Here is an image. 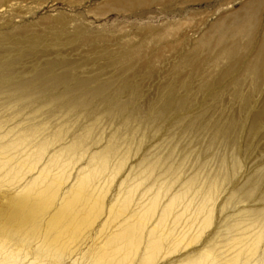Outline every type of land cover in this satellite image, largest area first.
I'll use <instances>...</instances> for the list:
<instances>
[{"label": "bare ground", "instance_id": "obj_1", "mask_svg": "<svg viewBox=\"0 0 264 264\" xmlns=\"http://www.w3.org/2000/svg\"><path fill=\"white\" fill-rule=\"evenodd\" d=\"M243 9L245 16L237 20L235 32L247 36L250 45L264 14V0H251ZM216 32L224 35L223 30ZM165 94L153 119L166 122L167 108V128L157 129L159 136L179 121L184 131L195 130L202 113L189 110L186 115L188 110L175 101L174 88ZM7 100L0 108V183L12 187L15 195L0 226V264H264V194L254 197L262 177L243 171L232 182L223 172L226 160L221 157L215 166L208 163L212 160L196 162L188 172V154L175 153L168 142L164 157L150 158L138 148L142 154L133 158L131 152L138 151L135 146L145 140L146 129L130 125L135 114L122 106L117 110L119 125L98 143L94 119L87 124L69 118L86 106L83 103L53 98L28 113L16 107L17 101ZM59 105L64 109L56 111ZM107 109L114 117V109ZM46 111L53 127L42 118ZM212 130L215 143L221 135ZM159 169L168 175L167 181L157 176Z\"/></svg>", "mask_w": 264, "mask_h": 264}, {"label": "rangeland", "instance_id": "obj_2", "mask_svg": "<svg viewBox=\"0 0 264 264\" xmlns=\"http://www.w3.org/2000/svg\"><path fill=\"white\" fill-rule=\"evenodd\" d=\"M148 1L0 0V108L7 97L6 102L15 100L16 107L28 113L48 99L72 98L86 105L81 109L86 118L81 110L71 112L69 118L87 124L94 119V139L102 143L119 125L117 110L122 106L135 114L130 125L146 129L145 140L135 146L145 156H166L164 143L168 142L175 146V153L188 154V172L196 162L212 160L208 163L215 166L216 159L223 158V172L232 182L243 171L262 177L254 191L259 198L264 194V14L248 47V37L236 34L235 24L245 16L243 6L251 0H159L160 5ZM249 64L253 69L247 68ZM169 88L176 90L175 101L188 110L186 115L197 111L203 118L195 130L184 131L179 121L174 123L177 128L172 126L160 137L157 129L167 128V108L166 122L153 119ZM28 98L35 104H28ZM109 107L115 118L108 115ZM43 114L53 127L48 111ZM215 128L221 138L211 143ZM140 150L132 151V157L142 154ZM163 171H158L160 180L168 176ZM243 192L240 198L245 197ZM14 195L12 187L0 183L4 214L0 226Z\"/></svg>", "mask_w": 264, "mask_h": 264}]
</instances>
